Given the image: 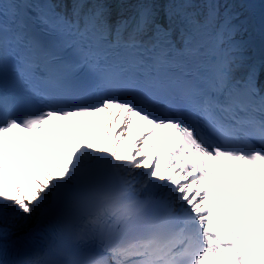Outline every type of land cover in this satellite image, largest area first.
Returning a JSON list of instances; mask_svg holds the SVG:
<instances>
[{
  "label": "snow or ice",
  "instance_id": "6c2138e0",
  "mask_svg": "<svg viewBox=\"0 0 264 264\" xmlns=\"http://www.w3.org/2000/svg\"><path fill=\"white\" fill-rule=\"evenodd\" d=\"M158 3L0 0V221H47L10 264H264V61L220 0Z\"/></svg>",
  "mask_w": 264,
  "mask_h": 264
},
{
  "label": "bare ground",
  "instance_id": "6f19581e",
  "mask_svg": "<svg viewBox=\"0 0 264 264\" xmlns=\"http://www.w3.org/2000/svg\"><path fill=\"white\" fill-rule=\"evenodd\" d=\"M104 134L105 133L103 132L102 136ZM91 142L97 144L100 143V141H97L96 138H94ZM39 216L40 213L37 212L31 218L26 219L23 215L10 213L4 220L0 221V235L11 238L24 231L27 226L33 223Z\"/></svg>",
  "mask_w": 264,
  "mask_h": 264
}]
</instances>
